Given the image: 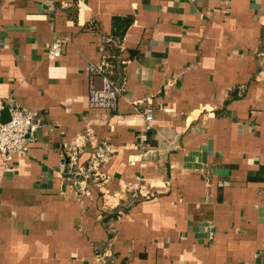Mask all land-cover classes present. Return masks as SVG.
I'll use <instances>...</instances> for the list:
<instances>
[{
  "label": "crops",
  "instance_id": "0c3cea01",
  "mask_svg": "<svg viewBox=\"0 0 264 264\" xmlns=\"http://www.w3.org/2000/svg\"><path fill=\"white\" fill-rule=\"evenodd\" d=\"M9 96L44 124L0 157V264H264V0H0Z\"/></svg>",
  "mask_w": 264,
  "mask_h": 264
},
{
  "label": "built area",
  "instance_id": "2783aa9c",
  "mask_svg": "<svg viewBox=\"0 0 264 264\" xmlns=\"http://www.w3.org/2000/svg\"><path fill=\"white\" fill-rule=\"evenodd\" d=\"M62 53V41L55 40L49 49L52 57H60ZM110 63L104 61L100 66H90V71L102 76V85L100 87H91L89 91V105L95 108L106 110H115L120 93V88L115 86L113 81L107 75ZM7 109L9 113L8 120H3V111ZM146 127L139 134L143 141L148 140V131L152 126L153 110L146 109ZM44 117L41 112L29 109L19 104L15 98L9 96L5 102L0 103V157L5 161L8 170H11L10 162L15 155H24L28 146L33 141L35 133L43 126ZM75 154V153H73ZM103 161L104 155H100ZM135 161H132V164ZM98 164V165H97ZM94 163L88 169H97L100 163ZM83 169V168H82ZM86 172V169H83Z\"/></svg>",
  "mask_w": 264,
  "mask_h": 264
},
{
  "label": "trees",
  "instance_id": "16d2710c",
  "mask_svg": "<svg viewBox=\"0 0 264 264\" xmlns=\"http://www.w3.org/2000/svg\"><path fill=\"white\" fill-rule=\"evenodd\" d=\"M118 54H119V50H118ZM114 69L112 67H110L107 70V75L109 76V78L113 81L114 85L118 87V84L116 83V81L112 78V74H113Z\"/></svg>",
  "mask_w": 264,
  "mask_h": 264
}]
</instances>
